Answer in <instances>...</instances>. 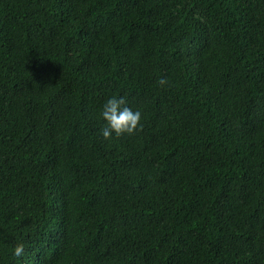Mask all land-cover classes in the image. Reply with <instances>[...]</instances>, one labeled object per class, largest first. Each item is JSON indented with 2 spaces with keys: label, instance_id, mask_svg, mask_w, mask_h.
<instances>
[{
  "label": "trees",
  "instance_id": "16d2710c",
  "mask_svg": "<svg viewBox=\"0 0 264 264\" xmlns=\"http://www.w3.org/2000/svg\"><path fill=\"white\" fill-rule=\"evenodd\" d=\"M109 96L137 131L101 136ZM17 248L264 264V0H0V264Z\"/></svg>",
  "mask_w": 264,
  "mask_h": 264
},
{
  "label": "clouds",
  "instance_id": "9594fccd",
  "mask_svg": "<svg viewBox=\"0 0 264 264\" xmlns=\"http://www.w3.org/2000/svg\"><path fill=\"white\" fill-rule=\"evenodd\" d=\"M159 83L163 85L165 80L161 79ZM99 115L103 121L100 134L105 139L113 135L121 136L124 134H132L140 127V110H134L129 107L123 96H109L102 103ZM23 257L24 249L17 248L13 254L12 260L22 264Z\"/></svg>",
  "mask_w": 264,
  "mask_h": 264
}]
</instances>
